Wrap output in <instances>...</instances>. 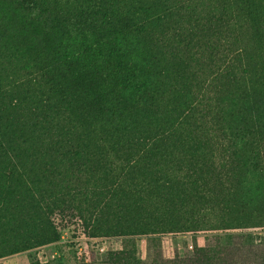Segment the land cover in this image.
I'll return each mask as SVG.
<instances>
[{"label": "rangeland", "instance_id": "1", "mask_svg": "<svg viewBox=\"0 0 264 264\" xmlns=\"http://www.w3.org/2000/svg\"><path fill=\"white\" fill-rule=\"evenodd\" d=\"M41 1L60 20L82 6L71 0H56L57 5L0 0V57L9 62L17 85L29 81V72L41 77V67L52 72L54 90L71 112L62 125L72 137L47 142L35 127L36 92L44 99L54 87L43 84L42 77L38 89L32 83L24 87L33 90L28 101L0 119V147L22 136L19 157L0 149V184L7 185L0 196V264H203L199 254L190 261L196 248L212 250L213 264H264V170L250 168L258 162L256 132L264 127V0H248L249 8L241 11L231 6L228 18L235 27L227 49L231 54L243 49L242 65L208 95L207 107L188 101L186 109L180 101L183 91L190 98L198 92L207 98L201 88L213 79L211 64L206 57L197 62L195 51L173 59L166 49H157L166 26L154 23L138 37V46L115 45L121 75L115 69V40L106 29H77L73 21L57 27L43 13ZM51 46L62 61L48 52ZM139 50L138 62L130 63L129 55ZM127 74L134 75L133 82L124 78ZM182 77L186 84L180 89ZM140 85L144 92L137 91ZM16 89L6 88V97L19 99ZM144 138L157 139L155 157H143L136 149ZM203 152L206 168L196 164L201 159L196 153ZM190 164L196 165L189 169ZM251 182L259 196L240 215ZM196 186L214 190L205 205L213 211H202L199 201L184 195ZM225 200L239 206L230 215L216 205ZM245 216L259 225L226 227ZM197 221L210 222L216 230L144 234L151 226L164 232L168 224Z\"/></svg>", "mask_w": 264, "mask_h": 264}, {"label": "trees", "instance_id": "2", "mask_svg": "<svg viewBox=\"0 0 264 264\" xmlns=\"http://www.w3.org/2000/svg\"><path fill=\"white\" fill-rule=\"evenodd\" d=\"M75 1L76 4H80L82 6H78L77 9H73L72 12L65 13L66 17H63L60 20L59 13L55 14L54 9L49 3L42 2L44 5L42 7V11L47 17H51V20L55 22L57 27L61 24H65L68 21H73L74 25L77 26V29L82 28H92L98 30V28L106 29L110 36H113L114 43L112 44L114 47V55L116 57V71L122 75V59L118 56L115 51V45L120 47L121 45H136L138 46V37L142 36L149 27H151L154 23H160L163 26H166L165 30L161 32V37L157 41L156 47L166 49L165 55L176 59L183 51H190L192 53H198L197 62L202 63L204 58L209 60V75L213 76L211 80L204 81V86L201 88L202 91L207 92L206 94L200 95L193 94L190 98V95L185 91L182 92V97L180 101L183 102V108L186 109L188 101L191 103L195 101L194 105L207 107L210 104L209 94H213L214 91L219 87V84L230 76V71L233 68L240 67L241 64V56L243 54V49H239L238 53L234 52L231 54L227 49L229 45V35L231 34L232 29L235 27L234 22H229L228 15L233 12L232 7L236 10L247 9L250 6L248 0H71ZM53 5H57L58 1L50 0ZM35 4H38L35 1ZM232 6V7H231ZM233 15V13H232ZM231 15V16H232ZM89 20V22H85ZM227 27V29H226ZM102 39L106 41L104 36ZM56 46V45H55ZM55 46H51L48 50L50 54H53L55 60L62 61L64 59L59 58L58 48ZM220 52L217 53V50ZM90 51H95L94 49L89 48ZM214 52V53H213ZM168 53V54H167ZM230 53V54H229ZM140 54V50L136 53L130 54V63L134 64L138 62V57ZM213 55H215L213 57ZM218 56V57H216ZM4 59L0 57V119L3 118V114L5 113L6 117H9L8 114H13L14 109L17 106H20L27 102L26 99L30 90L28 86L29 83H32L36 89H38L39 82L46 84L52 88L44 99H39V92H36V101L33 102V105L37 108L38 114L33 113L35 127L41 132V136L43 139L47 140V142L51 139H64L67 137H72V131L67 130L66 127L62 124H67L69 120V115L71 114L68 109V104L65 98L61 97V95L56 94L54 88L56 87V79L52 72L46 71L43 67L39 68L41 73V77L36 73L29 72V81L25 84L17 85L14 81H12V77L9 74V62L4 64ZM196 61V59H195ZM34 70L38 69L37 65L33 67ZM126 80H131L133 82L134 75L127 74L124 76ZM2 79H6V83H3ZM186 84V79L184 77L178 80V86L182 89ZM42 86V84H40ZM17 88L16 95L19 99H8L5 95L6 88ZM143 85L137 87L138 92H144ZM21 91L22 97L19 95ZM35 91V90H34ZM155 90H150V92H154ZM198 95V96H197ZM229 104H233V100L229 99ZM259 109L256 108L253 111L254 115L259 114ZM221 117L226 115L224 112L219 114ZM14 119L13 116H10ZM33 119V118H32ZM255 122L258 123L257 119H254ZM3 121L0 120V126ZM18 126V125H17ZM10 129L9 131L16 129ZM2 132L0 128V133ZM248 134L247 131H243L242 134ZM258 138V146L259 149L254 154V158L258 159V162H252L250 164V168L254 170H264V127L261 128V132L259 130L256 132ZM22 136H18L16 139L11 140L7 143L5 147L1 146V151L6 153L15 152L14 156L17 158L20 155L18 153H22L17 146V140ZM147 138L140 139L139 145L136 144V149L142 154L143 157H155L159 153V149L157 146V139L155 140H146ZM242 141V139H241ZM60 148V147H59ZM242 146H239V149ZM13 152V153H14ZM193 154V158H194ZM203 155V156H202ZM211 157H214L210 154ZM201 156V159L196 161V164H200L203 167H207L208 158L203 153L195 155V157ZM2 156H0L1 158ZM18 160V159H16ZM22 164V162H20ZM196 164H190L189 169H192ZM244 166L245 163L243 164ZM0 168L1 162H0ZM155 169L159 170V164L156 162ZM161 171V170H160ZM167 175V174H166ZM220 177L221 174H217ZM212 176V175H211ZM216 178L215 176H213ZM206 185L209 184V180L205 177L203 181ZM7 188V185L0 184V196L1 194H5L4 190ZM215 193L213 189L210 191L202 190L201 187H194L190 193H185L184 195L192 201H199V205H202L204 209L202 211L212 210V208H206L205 205L208 203V194ZM258 190L255 187V184L251 182L249 185H246L245 191L243 193V204L244 209L243 213L252 208V204L256 202L258 198ZM170 202L173 201V197L168 198ZM212 201V200H211ZM217 207H221L222 211L226 212L230 215L238 208L232 207L230 200H225L219 204H216ZM255 219V218H254ZM241 222L239 224L227 225L226 227L230 228H246V227H257L259 224L252 220L249 216H245V218L240 219ZM207 221V220H206ZM248 221H252L253 224H249ZM164 232H157L155 226H151L150 228H144V234L146 232L151 231L149 234L153 235H161V234H172V233H183L189 231H204L205 228H210L213 230L215 226L210 224V222H187L185 225H177V224H168L163 226ZM114 229V228H113ZM150 229V230H149ZM162 229V228H161ZM219 229V226L218 228ZM226 229V228H223ZM229 237L231 235H228ZM43 243V242H40ZM211 251V252H210ZM210 252V253H208ZM212 253L210 249H199L196 248L193 256V259L190 261H197L198 258L195 256L197 254L204 256V258H200L199 262H203V264H213L210 263L209 254ZM122 255V254H120ZM189 261V262H190ZM165 264H175L174 260H166Z\"/></svg>", "mask_w": 264, "mask_h": 264}, {"label": "built area", "instance_id": "3", "mask_svg": "<svg viewBox=\"0 0 264 264\" xmlns=\"http://www.w3.org/2000/svg\"><path fill=\"white\" fill-rule=\"evenodd\" d=\"M94 243H98V242H96V240H94ZM100 251H104L106 248H105V245L103 246V247H101V248H98ZM86 252V251H85Z\"/></svg>", "mask_w": 264, "mask_h": 264}]
</instances>
